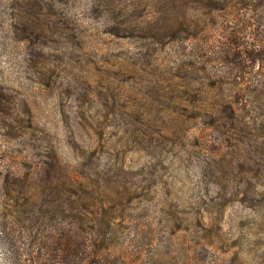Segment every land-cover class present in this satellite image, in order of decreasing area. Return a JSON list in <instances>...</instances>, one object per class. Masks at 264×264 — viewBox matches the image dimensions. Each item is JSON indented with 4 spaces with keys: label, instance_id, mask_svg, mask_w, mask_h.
<instances>
[{
    "label": "rangeland",
    "instance_id": "obj_1",
    "mask_svg": "<svg viewBox=\"0 0 264 264\" xmlns=\"http://www.w3.org/2000/svg\"><path fill=\"white\" fill-rule=\"evenodd\" d=\"M81 236L264 264V0H0V264Z\"/></svg>",
    "mask_w": 264,
    "mask_h": 264
},
{
    "label": "trees",
    "instance_id": "obj_2",
    "mask_svg": "<svg viewBox=\"0 0 264 264\" xmlns=\"http://www.w3.org/2000/svg\"><path fill=\"white\" fill-rule=\"evenodd\" d=\"M90 242V240L81 236L73 249L66 243L63 248L64 254H62V263L67 264L72 255L71 252L73 251V261H75V264H135L129 263L122 258L115 259V256L112 257L99 251L93 252L91 250L93 243L91 244Z\"/></svg>",
    "mask_w": 264,
    "mask_h": 264
}]
</instances>
